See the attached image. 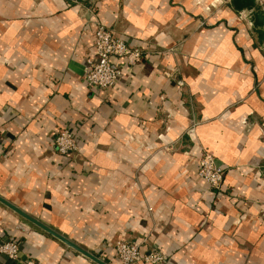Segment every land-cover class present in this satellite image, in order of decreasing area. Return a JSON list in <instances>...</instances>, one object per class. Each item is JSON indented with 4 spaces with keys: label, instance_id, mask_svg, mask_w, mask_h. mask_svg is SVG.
<instances>
[{
    "label": "crops",
    "instance_id": "obj_1",
    "mask_svg": "<svg viewBox=\"0 0 264 264\" xmlns=\"http://www.w3.org/2000/svg\"><path fill=\"white\" fill-rule=\"evenodd\" d=\"M95 21L143 51L110 91L83 81ZM0 199L105 264H264V0H0ZM7 240L0 264H95L0 203Z\"/></svg>",
    "mask_w": 264,
    "mask_h": 264
},
{
    "label": "built area",
    "instance_id": "obj_2",
    "mask_svg": "<svg viewBox=\"0 0 264 264\" xmlns=\"http://www.w3.org/2000/svg\"><path fill=\"white\" fill-rule=\"evenodd\" d=\"M142 58V49L115 37L111 30L101 22L95 21L93 57L85 60L83 81L88 88L110 91L120 79L123 66L135 67ZM111 59H116V62H112ZM178 85L182 86L183 82L178 81ZM53 146L56 153L63 157H69L78 151L77 142L68 130H62L55 136ZM224 174V169L216 164L214 157L203 152L198 161L197 177L208 184L212 191L218 192L221 189ZM112 250L119 264L165 263V256L155 249L147 248L146 240L140 242L116 240L112 244ZM19 253L20 246L17 241L7 240L0 243V254L11 261H16ZM24 264H39V262L29 259Z\"/></svg>",
    "mask_w": 264,
    "mask_h": 264
},
{
    "label": "water",
    "instance_id": "obj_3",
    "mask_svg": "<svg viewBox=\"0 0 264 264\" xmlns=\"http://www.w3.org/2000/svg\"><path fill=\"white\" fill-rule=\"evenodd\" d=\"M0 203H2L3 205L7 206L8 208H10L12 211H14L15 213H17L21 217L25 218L30 223L34 224L35 226H37L38 228H40L42 231H44L48 235H50L53 238L57 239L58 241H60L65 246H67V247L75 250L76 252L80 253L81 255L85 256L86 258H88L93 263H95V264H105V263L101 262L100 260H98L97 258L93 257L92 255H90V254L84 252L83 250L79 249L78 247H76L75 245H73L72 243H70L68 240H66L65 238L61 237L60 235L56 234L52 230L46 228L45 226L39 224L38 222H36L34 220H31L26 215H24L23 213H21L19 210H17L16 208H14L12 205L4 202L2 199H0Z\"/></svg>",
    "mask_w": 264,
    "mask_h": 264
}]
</instances>
